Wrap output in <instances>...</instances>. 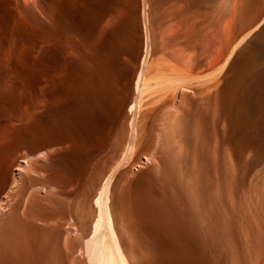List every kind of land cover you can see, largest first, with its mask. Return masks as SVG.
<instances>
[{
    "label": "bare ground",
    "instance_id": "obj_1",
    "mask_svg": "<svg viewBox=\"0 0 264 264\" xmlns=\"http://www.w3.org/2000/svg\"><path fill=\"white\" fill-rule=\"evenodd\" d=\"M213 3L217 5V11L211 10V5ZM6 5L13 14V17L17 16V14L20 15V17L22 15L24 17L22 18L23 20L27 18L28 22L30 21V23H34L36 26L38 25L40 29V33L37 31L38 33H34L31 36L33 37L31 50L34 52V55H38L36 56V62L38 64L33 68L32 80L34 81V87H32L30 93L33 117V122L30 125V136L33 138L37 137L40 130L48 129L55 131L58 134V139L56 141H45L40 145L32 146L30 149L32 151H29L30 153L26 154V156L20 160L23 164L17 165L14 168V174L11 176L9 188L0 200V216L4 215L5 219L2 221V224L0 222V225H2L0 226V264H19L22 257L20 259V254H17L19 252L18 249L21 248L24 252L25 248L22 247L27 248V238L30 237H27V235L34 233V222L43 221L45 223L44 225L48 222L45 220V217L41 216V211L46 210L43 207L46 204L43 206L41 204L40 206V202L43 201H40L42 196L40 198V196H38L40 193L34 190H39L41 187L48 189L49 185L46 184V182L44 183L48 186L42 184L38 185L40 174L44 177L43 168L45 167H43L42 164L36 163V161L39 162L40 160L38 161V159H45L48 156L51 152L48 150L51 144L68 145L70 146L67 158V165L70 168V171H68L71 172L70 174H72L74 178L77 176V173L83 171L81 169L84 168L82 165L85 166L84 162L87 161L88 163L86 159L89 158L90 154L88 153L89 155H87V147L98 151L99 149H103L101 147H104V143L108 136L112 139V142H110L115 147L112 145L113 147L111 148H113L112 150L115 148V151L113 153L110 152L111 150H108L112 155L108 152L106 153L111 156L109 158L111 160L108 159V154H104V156L107 155V157H104L103 160L106 158L111 164L108 165L109 163H107L106 166V161L103 162L97 158L100 157L101 153L99 156H97L98 154H94L97 156L95 161L99 160V162L101 161V163H104V165L100 163L103 166L100 164L97 165V169L100 171L101 167H103V169L107 167L104 172H102L103 169L101 168V178L98 173H96L97 176L95 177L96 174L91 172L96 171L94 169H96L95 167L97 166L94 167V165L99 162L91 161V158L89 161V163H96H91L93 167L90 165V168L94 169H90L89 173L90 175L95 174L94 177L97 182L92 181L96 183H93L95 187L93 188L92 186L91 188L93 189H91V191L87 188L91 193H89L90 196L87 193L84 195L85 197L86 195L89 197H87V199H89L90 202L86 203H89L90 206L93 207V214L91 212V207L89 209V204H87L90 211L86 208V212L88 214L89 211L92 215L90 216L91 218H88L90 221L88 222L86 218H81L84 214L80 217L79 210L78 215L75 216L81 218L82 224H85V226L87 225L86 223H88L89 227H87L88 225L86 226L88 229L83 230L85 227L81 222L79 223V227L81 226L82 228L83 226V228H77L75 226L76 223L75 225L73 224L74 220L68 219L65 215L66 212L63 214L61 212L58 216L55 212H52L54 213V215L52 214L51 216V218L53 217L52 221H55L53 219L57 217V219L60 218L62 220L67 218V222L70 224H65L64 230L59 228L61 226H57L58 222L55 224L56 226L51 225V227H49V224L46 230H42L44 233L46 232V235H44L47 237V239L45 238L46 242L40 239V237H36L40 239L41 243L45 242V244L43 243V245H45L44 247L40 244L42 245L41 251H43V248L44 251L42 252L43 254L40 253V256L42 255V260L40 259L41 261L37 264H55L56 260L54 257L56 255H59L57 256L60 258V262L58 263L61 264H64L63 261H66L65 264L67 262L69 264H133L134 262L131 263V259L134 257L133 255L136 254V250H133L134 252L131 254L132 252L125 248L126 245L124 243L126 242L125 240L128 241V238H124L125 240L123 243L120 233H126L127 237L129 231L131 229H136V226L140 228V230H137L142 232V235L145 234L149 235L147 237L156 238H154V241H157L159 245V251H157L161 252V254L163 253L162 255L166 253L171 255L175 253L176 255L184 254V256L187 255L188 259H190V264H264V130L262 127H256L260 121L256 123V126L253 125L256 129L254 132H251L258 135V140L255 138L257 140V146L255 143L252 145L256 147H254L256 153L254 152L255 155H253L254 158H252L256 163H251L252 165H250V167H252L255 164V167L253 169L251 168L250 173L246 176L244 184L241 185V187H243L239 191L240 193L237 197L234 196L233 191L231 192V190L234 189L233 187H231V190L229 187L228 191L227 185L225 187V182L219 183L218 181V179L220 180L221 174L224 173L223 171L227 170L228 165L226 161H223L225 170L221 168L219 163H212L208 168L210 169L211 175L218 176L216 181L219 184H217L214 189L212 187L209 190L208 186V192L205 191V193L207 192L210 201H217L218 198V203L220 205H229L228 216L223 217L224 219L222 220L221 218L223 215H220L219 212L214 209L213 204L209 206L210 210L208 209L209 211H206V214L208 212L207 215L201 212L203 196H205L204 190L206 189L202 190V188H200V190L199 188H194V185H197L194 183H198L200 181L198 178L202 176L197 169L192 170L190 168L192 172L188 174L189 177H191L192 174H196L194 171L196 170L197 175L200 176L197 178L192 176L195 180L198 179V182H192V178H188L184 181L183 177L185 178L186 176H180L182 172L179 171V167L185 159L183 150L186 152L185 147L187 141H190V139L186 141V138L191 133H188L185 137L184 135L182 136L184 137L183 139H185L184 141L180 138L181 136L179 137L180 140L176 141L179 134H183L182 132L187 134L188 131H185L188 127L190 129V125H192V119L189 116H191L190 113H192L191 111L195 101H198V103L206 101L210 96H216L214 93L217 94L216 92L218 91L222 92L227 90L228 92L226 93L229 95L230 92H232L231 88L236 86L240 87L243 91H241L243 97L240 95L242 97V103L245 105L250 103L253 104V106H257L259 108L258 111L261 110L262 112L263 117L260 118H264V0H7ZM137 5L139 6L138 16ZM211 11L217 12L214 17H211V13H213ZM0 21H2V19ZM42 41H44L43 43L45 46L43 45L44 48L42 47L41 49L39 42ZM40 65L45 67L41 72L38 71ZM249 71L254 73L251 80L242 83L241 77L245 74L248 75ZM238 94L237 92V101H239ZM223 95L225 94L222 92L221 96ZM230 95L228 98H231ZM236 95L234 96L236 97ZM225 97H227V95H225ZM226 99L224 100L225 102ZM237 101L235 100V102ZM50 102H53L55 105L53 110L50 108ZM204 104L207 105L206 103ZM204 104H202V106H204ZM240 105L244 106L241 103ZM240 105L236 106L240 107ZM216 106L215 104V107ZM249 106L247 107L251 109ZM257 107H255L256 112ZM246 108H244L246 110V112L244 111L245 113L249 110ZM251 112L253 111H250V113ZM183 113L190 119V125L188 124L186 129L181 121V119L187 120V118L184 119ZM250 113L244 115L245 118ZM181 114L183 118L181 117L180 119L179 116ZM254 114L255 112L250 115V120L253 119L252 115ZM250 116H248V118ZM255 116L257 117V114ZM152 118L153 120L155 119V125L153 124L155 128L153 126L151 128L149 127L150 123L151 125L153 123V120H151ZM178 119H180L179 122ZM40 121L41 128L38 126V122ZM260 123H262V121ZM247 125L248 124H246V126ZM147 129L148 131L151 129L149 133L154 132V130L155 132L152 133L153 135H148ZM77 130L80 131L78 132L81 133L80 136L82 137L77 135ZM178 130H182V132L180 131L178 133ZM26 135L27 134L22 136L26 137ZM175 136L177 139L174 138ZM151 138H154L155 141L153 143L156 142V145L159 143L160 146H162V144L172 146L174 149L172 150L175 151V153L181 152L179 149L185 146L182 150L183 154L181 153L182 156H184H181L184 158L183 161H181L182 158L180 159L177 155L181 165H178L180 164L179 162L177 164L179 167L174 166L175 168L177 167L175 171L173 170L176 174L174 175L173 173L171 175L170 172L173 171L168 169L169 174L165 175L175 177L179 175L177 177H181L178 181V183H180L179 185L175 184L176 182L174 183V180H178L175 177H172L173 181H170L173 183H170L174 184L175 187L178 185V187L180 186V188L182 187L187 190L186 194L182 188L179 189L184 191L187 195L188 208H179L174 203L173 199H170L164 194L160 188L161 184L158 188L156 187L157 185H154L156 189L160 188V191L156 190L160 195L157 194L158 196L156 195V198H160H158L159 200L156 199L155 206L152 202V205L146 206L144 204L149 202L147 200L151 201L155 197L154 194H156L153 192L154 197L151 196L150 198L147 191H145L146 194L144 193V197L148 195L147 197L149 199L146 197L147 200L142 198V200H146L145 202H142L140 199L142 204L140 203V206H138L140 200L138 199V201V196H135L138 191L134 189L133 193L137 192L135 195H131L132 192L130 191L131 194H129L131 196L128 195V198L129 196L130 198L132 196L136 198L133 199L132 197L131 201L135 200L133 201V205L138 203V205L135 206L140 207V211H142L141 207L144 208V213H141L143 217L141 216L142 219L139 226L138 218L140 215L136 216L133 211L134 209L129 210L127 208L131 211V215L135 214L136 218L135 216L132 217L138 221L136 222L133 220L134 224L137 223L134 228L132 227L134 224L132 225L128 222V219L131 217L130 212L124 209L125 202L128 198L127 196H121V192L125 190L123 187H126L125 184H127L128 180H121L123 177L122 174L125 175V173L120 172L123 170L127 172L129 170V166H127L126 169L124 167H126L129 162L132 165L134 162L131 163V160L134 159H132V157L135 156L134 154H138V152L136 153L137 148L148 140H150L147 142V145H149V142L153 141ZM206 140L207 137L205 141ZM179 141L186 143H181V145L179 143L181 147L176 146V143ZM155 144H151L150 146L154 148L156 147ZM147 145L145 146L147 147ZM15 147L13 149L16 151L19 147L17 146L16 149ZM153 148L151 147L150 150L152 149L151 151H154ZM108 149H110V147ZM166 152V154H163H168V156L172 155V151L171 155L169 154L170 150L169 152L166 150ZM195 153L194 149L193 154ZM187 155H189V153ZM51 156L50 159H53L54 156ZM173 156V158H175V154ZM101 157L103 158V153ZM148 157L149 156L145 155L146 162H149L150 157ZM248 157H250V155ZM171 158L172 157H170V160ZM195 158H188L189 161L186 160L185 162H190L189 164H191L192 162L190 160ZM159 159L163 158L160 157ZM230 159L232 158H229V160ZM76 160H79L81 164ZM167 160H169V158ZM173 160H171V162ZM176 160V162L179 161L178 159ZM165 161L164 158V162ZM192 161L193 164H196L194 160ZM39 163H41V161ZM42 163L45 164L44 162ZM231 163L230 165H232ZM88 164L86 165L87 167L89 166ZM158 164H160V162ZM171 164L168 163L169 167L172 169V165L176 164ZM193 164H191V167L194 166ZM145 165L147 166V164ZM186 166L188 169V163ZM203 168L204 167H200L201 173L205 171ZM130 170L134 172L133 169L130 168ZM130 170L128 171L129 173L131 172ZM163 170L164 168L162 171ZM181 170L184 171L183 169ZM221 170L223 171L220 172ZM118 171L119 175H121L119 179H116L118 175L115 177V174H118ZM229 171L227 170V173ZM133 172H131L132 175L134 174ZM89 173L87 172L88 176ZM207 173H209V171ZM188 174L186 175L188 176ZM94 177L92 178L94 179ZM97 177H99V180ZM115 179L118 180L116 181L117 183L121 181L125 185L119 184V186L121 185L122 191L119 190L120 187L117 188L118 184L115 185ZM45 180L47 179L45 178ZM151 181L152 180H150V182ZM150 182L147 184L148 187ZM40 183H43V181L41 180ZM154 183H156V180L152 182L151 185ZM151 185L150 187H153ZM142 187L144 188V186ZM146 188L147 186L145 185L144 190H147ZM152 189L154 190V188ZM144 190L142 189V194ZM51 192L52 191H50V193ZM79 192L80 194L77 195L82 198L84 195H81V190ZM140 192L139 196L142 197ZM82 193H84L83 189ZM126 193L125 191L124 194L126 195ZM148 193H151V191ZM54 194L55 193H53V195ZM167 194L170 193L167 192ZM74 195H76V193ZM49 196L51 195H48L46 200H51L49 201L51 204L48 203L51 206L54 202L52 203L53 199ZM58 196L59 195H57V197ZM79 197L77 198V208L81 207L84 201L82 199L83 201H80L82 203H79ZM123 197H125L126 200H124ZM214 197H216V200H214ZM71 198H73L72 195L70 196V199ZM65 199L68 201V198ZM46 200L44 199V201ZM62 200L63 199L58 203L63 205L62 207H65L66 205H64V203L66 201L62 202ZM154 200L155 198L153 201ZM171 200H173V202ZM131 201H128L129 208L132 207L129 204ZM54 206L57 208V205H53V207ZM125 206H127V204ZM50 208H48L47 211ZM60 208L56 210H64H60ZM222 209H225L223 211L227 210L225 206H223ZM82 210H84V208H80V212ZM137 210H139V208ZM137 210L136 213L138 212V215L140 211ZM76 211L77 210L74 211L75 215L77 213ZM123 212H128L127 215H124V218L125 216L128 218V221L125 218L127 223L123 219ZM133 212L134 214H132ZM220 213L222 212L220 211ZM42 215L45 216L47 214ZM55 215L56 217H54ZM61 215H64L63 217L65 218L60 217ZM128 215L130 217H128ZM46 219L52 222L50 214L46 216ZM83 219L87 222L84 223ZM129 224L130 226L132 225V228ZM129 227L131 229H129ZM45 228L46 227H44V229ZM36 231L37 228L35 230V235L37 234ZM131 231L134 234V231ZM202 233H205V235L208 234L206 244L209 245V248L214 249V252L218 250L219 256L217 261H210L211 259H207L204 243L202 244L206 236H204L205 238L202 240ZM133 234L131 235L132 240L137 239L135 238L137 236ZM58 236L62 239V248L64 250L63 257H60L62 250L61 253L57 254V248L54 250L55 247L53 242L55 241L53 240L55 238L58 244L56 239ZM72 237H75L76 240ZM147 237H145V239H147ZM36 238H34V240ZM139 238H141V236ZM28 241L30 240L28 239ZM134 243L137 242L134 241ZM131 244L132 243L128 246L130 247ZM142 244H144V242ZM58 245H60V243ZM28 249L33 250L31 246ZM139 249L141 251V249L144 248L142 247ZM173 251L174 253H172ZM23 252H21V254H23ZM26 252L27 251H25V255ZM147 252L145 249L146 255L149 254V252ZM27 254L30 255L31 253L29 254L27 252ZM213 257H215L214 253ZM30 258H32V256ZM62 258H64V260ZM134 258L137 259L138 257L135 256ZM214 259H216V257ZM36 261L37 260H35V262ZM136 261L135 264L137 263Z\"/></svg>",
    "mask_w": 264,
    "mask_h": 264
},
{
    "label": "rangeland",
    "instance_id": "obj_2",
    "mask_svg": "<svg viewBox=\"0 0 264 264\" xmlns=\"http://www.w3.org/2000/svg\"><path fill=\"white\" fill-rule=\"evenodd\" d=\"M6 2H7V0H0V12H1V19H2V21H0V200L2 199V197H3V195L6 193V191L8 190V188H9V182H10V180H11V176L14 174V168H15V166H17V165H22L23 164V162L22 161H20L21 159H23L25 156H26V154H28V153H30L29 151H32V150H30L31 149V147L32 146H34V145H40L41 143H43V142H45V141H56L57 139H58V134L55 132V131H53V130H48V129H42V130H40V133L38 134V136L37 137H32V136H30L31 135V129H30V125L32 124V122H33V117H32V108H31V89H32V87H34L33 85H34V81L32 80V76H33V68L34 67H36V65L38 64L37 62H36V56H38V55H34V52L31 50L32 49V45H31V43H32V39H33V37H31L32 36V34H34V33H40V29H39V26L37 25L36 26V24H34V23H30V21L28 22V19L26 18V20H23L22 18H24L22 15H21V17H20V15H18L17 14V16H15V17H13V14L11 13V11L7 8V5H6ZM215 3H213L212 5H211V10H216L217 11V9H218V7H217V5H214ZM139 6L137 5V16H138V14H139V8H138ZM214 8V9H213ZM8 10V11H7ZM211 12H213V13H211V17H214L215 16V14L217 13H215L214 11H211ZM213 14V15H212ZM0 19V20H1ZM13 20V21H12ZM23 21V22H22ZM25 21H27V22H25ZM9 22V23H8ZM28 24V25H27ZM27 28H26V27ZM36 26V27H35ZM41 27H43V26H41ZM139 29H140V20H139ZM30 31V32H29ZM33 33H32V32ZM38 31V32H37ZM31 33V34H30ZM44 41H42V42H39L40 44L39 45H41V49H42V47L44 48V43H43ZM44 45V46H43ZM38 67V66H37ZM37 69V68H36ZM45 69V67L43 66V65H40L39 66V68H38V71L39 72H41L42 70H44ZM253 72H251V71H249V73H248V75L247 74H245L244 76H242L241 77V82L242 83H245V81H249V80H251V77L253 76ZM5 82H7V83H5ZM11 83V84H10ZM8 85V86H7ZM11 85V86H10ZM21 85V86H20ZM4 86H7V87H4ZM10 86V87H9ZM232 89V92H230V96H231V98H228L229 97V95H228V93H226V92H228L227 90L225 91V93H224V91H222L223 92V94H225V95H227V97H225V95H223V96H221V94H222V92H216L217 94H215L214 93V95H216V96H210V98H208V99H206V101H203V102H199L198 103V101H195L194 102V105H193V108H192V113H190V115L191 116H189L192 120H191V124L192 125H190V119H189V117L187 118L186 116H185V114H184V119H186L187 118V120H183V119H181V117L183 118V115L181 114L179 117H180V119H181V121H182V124L184 125V127H185V129L187 128V126H188V124L191 126L190 127V129H191V132H190V129H189V127H188V129L185 131V132H187V134H184V132H182V130H180L183 134H179V136H178V139H177V134L175 133V137L174 138H176L175 140L176 141H178V140H180L179 139V137L180 138H184L185 136H187L188 135V133H191V134H189L188 136H187V138H186V141L188 140V139H190V141L188 142L187 141V144H186V147L187 148H189V149H187L185 146H183V147H181L180 145H181V143L182 142H177L176 143V146H180L182 149H179V151H181V152H179V153H175V151H173L174 149L172 148V146H168V145H164V144H162V146H160V144L159 143H157V145L155 144V143H153L155 140H154V138H151V140H153L152 142H149V145H147L148 143V141H150V140H148V141H146V143L144 142L143 144H141L138 148H137V150H136V153L138 152V154H134L135 156H133L132 157V159L133 160H131V163L134 161H136L140 156H145V155H147V156H149L150 157V159H149V162H147L146 164H147V166L146 165H143V166H141V167H139V168H137L136 169V171L134 170V172L132 171V170H130V162H129V164L128 165H126V167H124L125 169L127 168V166H129V170L131 171V172H133L134 174L132 175V173L130 172H125L124 170L123 171H121L120 173H125V175L127 176H125L124 174H122V178H121V180L122 179H125V180H128V182H127V184L128 183H130V184H125L126 185V187H123L124 189V191L123 192H121L122 193V195L121 196H127V198H128V195H130L131 193H130V191L132 192V194L131 195H135V193L138 191V193L135 195L136 197H137V200L139 199H141L142 200V198L143 199H149L147 196L149 195L150 196V198H151V196L152 197H154L155 198V202L153 201V199L150 201V200H147V201H149L148 203L146 202V203H144L146 206H148V205H150L151 204V202H152V204H154V206L156 205V201L157 200H159L158 198H160V197H158V198H156V195L158 194V192H156V190L158 191L160 188H161V190L164 192V194L165 195H167V197H169L170 199H173L174 200V203L179 207V208H182V209H187L188 208V203H187V190L186 189H183L182 187V190H184L185 192H186V194H185V192L184 191H182V190H179V189H181L180 188V186L178 187V185L180 184V183H178V181H179V179H181V177H183V175L184 176H186L185 178L183 177V179H184V181L185 180H187L188 178H192L191 180H192V182H198V179L201 181H199L198 183H194V184H197V185H194V188H202V190H204V189H206V190H204V193H205V191H207L208 192V190L210 189V188H212L213 187V189L216 187V185L217 184H219V183H221V182H225L224 184H225V187H226V185H227V188H228V191H229V187H230V190L232 189L231 187H233L234 189H232L231 190V192L233 191L234 192V196H238V194L240 193L239 191L242 189V187H241V185H243L244 184V180H245V178H246V176L250 173V170H251V168L253 169L255 166V164L252 166V167H250V165H252L251 163H256L255 161H253L252 160V158H254V156L253 155H255L254 154V147L255 146H252V145H254L253 143H255L256 144V146H257V140H258V135H255L256 133H251V132H254V130L256 129L254 126H256L257 124V122H261L262 121V123H258V125L256 126V127H258V128H261L262 127V129L264 130V118H260V117H263L262 116V112H261V110L260 111H258L259 110V108L257 107V106H253V104H250V106H249V104L247 105H245L244 103H242V97H243V94L241 95V91H242V89L240 88V87H233V88H231ZM228 90H230V89H228ZM237 92L239 93L238 95H239V101H237L238 100V98H237ZM243 92V91H242ZM234 95H236V97L234 96ZM242 97H241V96ZM233 96H234V98H233ZM216 97V98H215ZM218 97V98H217ZM224 98V99H223ZM227 98V99H226ZM237 98V99H236ZM226 99V102L224 101ZM229 99V100H228ZM241 99V100H240ZM235 100L237 101V102H235ZM214 101H216V102H214ZM232 101V102H231ZM204 103H206L207 105H205ZM218 103H219V105H218ZM240 103L241 104H243L244 106H242V105H240ZM202 104H204V106H202ZM215 104L217 105L216 107H215ZM211 105V106H210ZM238 105H240V107H237ZM197 106V107H196ZM200 106V107H199ZM247 106H249L251 109H249ZM248 108L249 110H247V113H245L246 112V110L244 109V108ZM252 107H253V109H252ZM255 107H257V112H256V109H255ZM50 108L53 110L54 108H55V105H54V103L53 102H50ZM197 108V109H196ZM204 108V109H203ZM208 108V109H207ZM238 108H240V109H238ZM246 108V109H247ZM245 111V112H244ZM249 111V112H248ZM250 111H253V112H251L250 113ZM198 112V113H197ZM241 112H242V114H243V112H244V114L242 115L241 114ZM255 112V114L254 115H252L253 116V119L252 120H250V118H251V114H253ZM202 115H201V114ZM248 113H250L249 115H247L246 116V118H245V116L244 115H246V114H248ZM13 116H12V115ZM193 114V115H192ZM257 114V117L255 116ZM193 116V117H192ZM248 116H250L249 118H248ZM236 117V118H235ZM254 117H256V118H254ZM6 119V120H5ZM180 119H178V122H179V120ZM247 119V120H246ZM257 119H258V121H257ZM260 119H262V120H260ZM151 120H153V118L151 119ZM224 120V121H223ZM246 120V121H245ZM155 119L152 121L153 123H152V125H151V123H150V125H149V127L151 128L152 126H153V124L155 125ZM181 121H180V123H181ZM184 122V123H183ZM225 123V124H224ZM224 124V125H223ZM246 124H248L247 126H246ZM197 125V126H196ZM226 125V126H225ZM254 125V126H253ZM38 126L41 128L42 126H41V121L40 122H38ZM154 128H155V126H153ZM192 127H193V130H192ZM184 129V130H185ZM217 130V131H216ZM233 130V131H232ZM79 130H77L76 132H77V135L78 136H80V134L81 133H79L78 132ZM147 131H148V129H147ZM149 131H151V129H149ZM149 131L147 132V133H149ZM152 131H153V129H152ZM179 130L177 131L178 133L180 132ZM193 131V132H192ZM246 131V132H245ZM154 132H155V130H154ZM154 132H152V133H154ZM79 133V134H78ZM151 132L148 134V135H150V134H152ZM197 133V134H196ZM25 134H27L26 135V137H23L22 135H25ZM249 134V135H248ZM76 135V136H77ZM153 135V134H152ZM152 135H151V137H152ZM184 135V137H182ZM191 135V136H190ZM202 136V137H201ZM204 136V137H203ZM217 136V137H216ZM225 136V137H224ZM227 136V137H226ZM256 136V137H255ZM28 137V138H27ZM80 137H82V136H80ZM206 137H207V140L205 141V139H206ZM150 138V137H149ZM148 138V139H149ZM216 138V139H215ZM227 138V139H226ZM257 140H256V139ZM224 139V140H223ZM253 139V140H252ZM185 139H183L182 141H184ZM253 142H252V141ZM254 140H255V142H254ZM112 142V139H111V137L110 136H108V138L106 139V142L104 143V147H101V148H103V149H99V151L98 150H95V149H91V148H89V147H87V155H97V156H99V154H100V157H97V156H90L89 155V158L88 159H86V160H88V163H89V161H90V158H91V161H95V158L97 157V158H99V160H102L103 162H105L106 161V166H107V163H109V160H111V159H109L111 156L109 155V154H111L110 152H113L114 153V151H115V148H114V150H112L113 148H111V147H113L114 145L111 143ZM203 141V142H202ZM224 142V143H223ZM231 142V143H230ZM110 143H111V146H110ZM179 143H180V145H179ZM183 143H186V142H183ZM182 143V144H183ZM214 143H216V144H214ZM20 144V145H19ZM147 145V147L145 146V145ZM151 144H155L156 145V147H154L153 148V146H150ZM199 144H200V146H199ZM224 144V145H223ZM229 144H230V146H229ZM113 145V146H112ZM163 145H164V147H163ZM185 145V144H184ZM19 147L16 151L13 149L14 147ZM158 146V147H157ZM166 146H168V147H166ZM208 146V147H207ZM213 146V147H212ZM235 146V147H234ZM16 147H15V149H16ZM110 147V149H108ZM115 147V146H114ZM146 147V148H145ZM152 147L153 149H154V151H151L150 150V148ZM159 147H160V150H159ZM184 147H185V150H186V152L183 150L184 149ZM191 147V148H190ZM224 147V148H223ZM251 147V148H250ZM156 148H157V150H156ZM161 148H164V149H166V150H168V152H169V150H170V155H171V151H172V155L171 156H168V154L167 155H164L163 153H167L166 152V150H164V149H161ZM179 148V147H178ZM210 148V149H209ZM253 148V149H252ZM256 148V147H255ZM143 149H145V150H143ZM149 149V150H148ZM173 149V150H172ZM194 149H195V154H193L194 153ZM205 149V150H204ZM48 150H50L51 152L48 154V156L45 158V159H38V161L40 160L41 161V163H39V162H37L36 160V163H38V164H42L43 165V167H45V168H43L44 169V173H43V175H44V177L42 176V174H40V180H39V183L38 182H36V183H38V185H46V184H48V185H46V186H48L49 188L48 189H45V188H39V190L38 189H36V190H34L35 192H39L40 194H38V196H40V198H41V196H42V198H41V200L40 201H42V202H40V206H41V204H42V206L44 205V204H46L45 206H43L44 207V209H46V210H43V211H41V216H43V217H45V220L46 221H48L47 223H46V225H44L45 223L43 222V221H35L34 223V227H33V232H31V233H33V234H31V235H27V237L28 236H30L29 238H27V248L26 247H22V248H25L24 250L25 251H27L30 255H28L27 254V252H26V255H25V251L23 252V250L21 249V248H19L18 250H19V252L17 253L18 255L20 254V256H19V258L21 259V257H22V259H21V261H19V264L21 263V264H23V261H24V259H25V261H24V264H37V263H39V261H41L42 259V255L40 256V253L41 254H43L42 252L44 251V248H43V251H41V248H42V245H43V243L45 244V242H46V240H45V238L47 239V237L46 236H44V235H46L43 231L44 230H46L47 229V226L49 225V227H51V225L52 226H56L55 224H57V222H58V227L59 226H61V227H59L61 230H64L65 229V226L69 223V222H67L68 220H67V218L66 219H63V220H66V221H63L62 219H57V218H55V219H53V220H55V221H52V218H51V216H52V214L54 215V213H52V212H55V214L58 216V214H61V212H62V214L63 213H65L66 212V216L68 217V219H71L72 221H73V224L75 225V223H76V227L77 228H81V226L79 227V223L81 222V224H82V221H81V218H86V220L89 222L90 220L88 219V218H91L90 216H92L91 215V213L89 212L90 210V204L89 203H86V202H90L89 201V199H87V195H86V197H85V195L84 194H88L89 196H90V192H89V189H90V191H91V189H93L94 187H95V185H93V183L95 184L96 182H97V180H96V176H97V174L96 173H98V175H99V177H100V172H101V170L103 169V167H101L100 168V166H99V168H100V171H99V169H97L98 168V166L97 165H99L100 163H101V161L99 162V160H96V161H98L97 163L98 164H96L95 162H90L89 164L87 163V161H85L84 163H85V166H83L82 165V167H84L83 169H81V170H83L81 173H77L76 175L77 176H75L74 178H75V180H74V178H73V176H72V174H70L71 172H69L70 170V168L68 167V165H67V158H68V152L70 151V146H68V145H58V144H51V146L49 147V149ZM108 150H111L110 152H108ZM165 152H164V151ZM182 150H183V152H184V154H183V152H182ZM187 150H189V151H187ZM193 150V151H192ZM208 150V151H207ZM212 150V151H211ZM213 150H214V152H213ZM256 150V149H255ZM140 151V152H139ZM141 151H143V152H141ZM151 151V152H150ZM163 151V152H162ZM204 151V152H203ZM242 151H243V153H242ZM106 152H108V153H106ZM145 152V153H144ZM157 152H158V156H160V155H162V156H160V157H162L163 159H159L160 157H158L157 156ZM216 152V153H215ZM89 153V154H88ZM102 153H103V158L101 157L102 156ZM152 153V154H151ZM183 155H185V159L184 158H182V157H184V156H182V154ZM189 153V155H187V154ZM218 153V154H217ZM256 153V152H255ZM104 154H108L109 155V157H108V161L106 160V158H105V160H103L104 159V157H107V155L106 156H104ZM148 154H151V155H148ZM175 154V158H173L174 155ZM181 154V155H180ZM193 154V155H192ZM203 154V155H202ZM51 157H53L54 156V158L53 159H50V156ZM112 155V154H111ZM153 155V156H152ZM180 157V159H181V161H183V159H184V161H183V163H182V165H181V162H180V159H179V157ZM187 155V156H186ZM250 155V157H248ZM151 156H152V158H154V159H152L151 158ZM182 156V157H181ZM188 156H190V157H188ZM195 156H196V158H195ZM199 156V157H198ZM214 156V157H213ZM228 156H229V158H232V159H230L229 160V158H228ZM88 157V156H87ZM138 157V158H137ZM148 157V158H149ZM157 157H158V159H157ZM170 157H172L171 158V160H173L172 162H171V160H170ZM195 158V159H192V160H194V163H196V164H193V161L192 160H190L192 163L191 164H193L194 166H192L191 167V164H189L190 162H187L188 163V169H187V166H186V160L187 161H189L188 160V158ZM198 157V158H197ZM200 157H201V159H200ZM206 157V158H205ZM93 158V159H92ZM101 158V159H100ZM164 158H165V162H164ZM169 158V160H167ZM204 158V159H203ZM216 158V159H215ZM236 158V159H235ZM176 159H178L179 161L178 162H176L177 160ZM218 159V160H217ZM248 159V160H247ZM157 160V161H156ZM161 160H163V161H161ZM202 160V161H201ZM204 160V161H203ZM65 161V162H64ZM77 161V160H76ZM75 161V162H76ZM169 161V162H168ZM216 161V162H215ZM226 161V163H227V165L229 166V169H228V166H227V170L229 171L228 173H227V170L226 171H223V170H221L220 172H224V173H222L221 174V177H220V180L217 178L218 176H215V175H211L210 174V169H208L209 168V166H211L212 165V163H219V165L221 166V168L222 169H224L225 167H224V162ZM228 161H230V162H228ZM42 162H44L45 164H43ZM79 164H81L80 162H79V160L77 161ZM102 162V163H103ZM160 162V164H158ZM163 162V163H162ZM172 164H176V165H172ZM180 162V164H178ZM232 162V163H231ZM91 163H94V164H96V165H94V167L95 166H97V167H95L96 169H94V168H90V165L92 166L93 164H91ZM101 163V164H102ZM168 163L169 164H171L172 165V169H171V167H169V165H168ZM230 163L232 164V165H230ZM89 165L88 167L86 166V165ZM100 164V165H101ZM111 164V162L108 164V165H110ZM181 165L180 167L178 166V165ZM103 165H104V163H103ZM103 165H101V166H103ZM151 165V166H150ZM162 165H163V167H162ZM196 165V166H195ZM200 165H202V166H200ZM207 165V166H206ZM235 165V166H234ZM156 166V167H155ZM162 168H161V167ZM174 166H178L179 167V171L180 172H182V175L180 174V176L181 177H177V176H179V175H177L176 177L175 176H170V175H165V174H169L168 172V169L169 170H174L175 171V169H177V167L175 168ZM185 166V167H184ZM223 166V167H222ZM233 166V167H232ZM93 167V166H92ZM105 167V166H104ZM109 167V166H108ZM169 167V168H168ZM194 167H196V168H194ZM200 167L202 168V167H204L203 169H205V171H203V169H202V173H201V169H200ZM88 170H87V169ZM164 168V170L162 171V169ZM193 170V169H197V171L199 172V174H201L202 176H200V175H197V171L196 170H194L195 172H196V174L194 173V174H192L193 176H194V178L196 177H199L198 179H194L193 178V176L191 175V177H189V174L188 173H191L192 171H190L191 169ZM220 168V169H221ZM90 169L92 170V169H94V170H96V171H91L92 173L94 172L95 174H91L90 175ZM107 169V167H105L103 170H102V172H104V170H106ZM166 169V170H165ZM181 169H183L184 171H182ZM234 169V170H233ZM69 170V171H68ZM99 172H98V171ZM121 170V169H120ZM189 172H188V171ZM212 170V169H211ZM225 170V169H224ZM174 171L173 172H170V174L172 175L173 173H174ZM209 171V173H207ZM213 171V170H212ZM212 171H211V173H212ZM87 172L89 173V176H88V174H87ZM183 172H184V174H183ZM214 172V171H213ZM233 172V173H232ZM127 173H129V174H127ZM86 174V175H85ZM131 174V175H130ZM176 173H174V175H175ZM178 174V173H177ZM186 174H188V176L186 175ZM225 174V175H224ZM94 175H95V177H94ZM102 175V174H101ZM118 175V177L116 178V179H119V176L121 175H119V171H118V174H115V177ZM130 177H129V176ZM196 175V176H195ZM87 176V177H86ZM125 176V177H124ZM206 176H208V177H206ZM211 176V177H210ZM213 176V177H212ZM220 176V175H219ZM230 176H232V177H230ZM89 177V178H88ZM91 177V178H90ZM92 177H94V179L92 178ZM99 177H97V179L99 180ZM114 177V178H115ZM172 177H175V178H177L178 180L176 181V180H174V183L175 184H178V185H176V187L174 186V184H171L170 182H172L173 181V178ZM45 178L47 179V180H45ZM54 178V179H53ZM101 178V177H100ZM128 178V179H127ZM152 178V179H151ZM156 178V179H155ZM169 178V179H168ZM172 178V179H171ZM225 178V179H224ZM230 179V181H229V179ZM232 178V179H231ZM114 180V182H116V181H118V180ZM156 180V183H154L153 185H151L152 184V182H155V180ZM183 179H182V181H183ZM218 179V181H219V183H217V180ZM41 180L43 181V183H40L41 182ZM91 180V181H90ZM130 180V181H129ZM150 180H152L151 182H150ZM170 180H172V181H170ZM207 180V181H206ZM55 181V182H54ZM92 181H96V182H92ZM150 182V185L151 186H153V187H150V185H149V187H148V185L147 184H149V182ZM44 182H46V184L44 183ZM91 182H92V185H91ZM55 183V184H54ZM121 183V185H123V186H125L124 184H123V182H121V181H119V183H115V185L116 184H118L117 185V188H119L120 187V191H122V189H121V185L119 186V184ZM146 183V184H145ZM168 183H169V185H168ZM173 183V182H172ZM205 183H206V185H205ZM212 183V184H211ZM241 183V184H240ZM160 184H161V187L159 188V189H156V187L158 188L159 186H160ZM240 184V185H239ZM131 185V186H130ZM145 185L147 186V190H144L145 189ZM154 185L156 186V187H154ZM165 187H163V186ZM172 185V186H171ZM193 185V184H192ZM231 185H233V186H231ZM88 186V187H87ZM93 186V188H91ZM142 187V186H144V188L142 187V188H140V187ZM196 186V187H195ZM199 186V187H198ZM206 186V187H205ZM208 186H209V188H208ZM130 187V188H129ZM139 187V188H138ZM87 188H89V189H87ZM128 188H129V190H128ZM152 188H154V190L152 189ZM162 188H164V189H162ZM173 188V189H172ZM207 188H208V190H207ZM227 188H226V190H227ZM239 188V189H238ZM44 189H45V191H44ZM82 189H83V192L84 193H82ZM136 190L137 189V191L135 192V193H133L134 191L133 190ZM142 189L144 190L143 191V194H142ZM149 189H150V191H151V193H148V192H150L149 191ZM165 189H167V190H165ZM171 189V190H170ZM55 190V191H54ZM81 190V195L83 196L82 198L81 197H79L78 195L80 194V191ZM141 192H140V191ZM165 190V191H164ZM176 190V191H175ZM201 190V189H200ZM245 190V189H244ZM49 191V192H48ZM50 191H52L51 193H50ZM125 191L127 192L126 193V195L124 194L125 193ZM129 191V192H128ZM145 191H147V196H145L144 197V195L146 194V192ZM160 191V190H159ZM171 191H172V193H171ZM59 192V193H58ZM73 192H74V194L76 193V195H74L73 194ZM139 192L141 193V196L142 197H140L139 196ZM153 192H155L156 194H154V196H153ZM167 192L168 193H170V194H167ZM182 192V193H181ZM207 192L205 193V196H203V203H202V207H201V212H203L204 214H206V211H209L210 209V207L209 206H211V204H213V207H214V209L215 210H217V212H219V214L220 215H223L222 216V218H221V220L222 219H224L223 217H226V216H228L227 214H228V210H229V205L228 204H219L218 203V198H217V201H213L212 202V200L210 201V198L208 197V194H207ZM238 192V193H237ZM45 193V194H44ZM53 193H55V194H57V195H59L58 197H57V195H53ZM90 193V194H89ZM130 193V194H129ZM145 193V194H144ZM78 194V195H77ZM150 194H152V195H150ZM178 194V195H177ZM185 194V195H184ZM44 195H46V196H44ZM48 195H51V196H49L51 199H53V201H52V203L54 202V204L53 205H57V208H60V207H62L63 205H61L60 203H58V202H61L60 200L61 199H63L62 200V202H64V201H66L65 203H64V205H66L65 207H62V208H60V210L61 209H64L63 211L61 210V211H58V210H56L57 208H55L56 206H54L53 207V205H49V204H51L49 201H51V200H46L47 199V196ZM72 195V197L74 198H71L70 199V196ZM74 195V196H73ZM80 195V196H81ZM130 195V196H131ZM159 195V194H158ZM157 195V196H158ZM169 195V196H168ZM231 195H232V193H231ZM54 196V197H53ZM62 196V197H61ZM67 196V197H66ZM79 197V199L80 200H78V202L79 203H82V202H80L82 199L84 200H82L83 201V203L81 204L82 206L81 207H79V208H77V206H76V204H77V198ZM130 196H129V198H130ZM160 196V195H159ZM175 196H176V198H175ZM46 197V198H45ZM48 197V198H49ZM53 197V198H52ZM76 197V198H75ZM125 197H123V199L124 200H126L125 199ZM133 197V196H132ZM132 197L130 198V200H129V198L127 199L128 201H131L132 200ZM65 198H68V201H67V199H65ZM85 198H86V201H85ZM89 198V197H88ZM135 197H133V199H134ZM184 199V200H182V199ZM201 198V197H200ZM215 199L214 200H216V197H214ZM234 198V197H233ZM44 199L46 200V201H44ZM65 199V200H64ZM136 199V198H135ZM157 199V200H156ZM205 199V200H204ZM56 200H57V203H56ZM123 200V201H124ZM126 200V202H125V205L127 204V206H125L124 205V203L122 202V204L124 205V209H134L133 211L135 212V214H136V216H139L140 215V217L138 218L139 219V222L137 221V219H135L136 218V216H135V214H134V212L132 213V214H134V215H131V211H129L128 209L126 210V211H129L130 212V216L128 215V217H130L129 219L125 216V218H126V220L129 222V223H131L132 225L134 224V221H136V222H138V226H139V224H140V222H141V216H142V214L144 213L143 212V207H141L142 208V211H140V207H138V206H140V203H141V200L139 201V205H138V203L137 204H134L133 205V201H135V200H133V201H131V202H129V204H130V206H134L133 208L132 207H130L129 208V206H128V201ZM146 200H142V202L144 201H146ZM173 200H171L172 202H173ZM186 200V201H185ZM73 201V202H72ZM138 201H136V202H138ZM181 201V202H180ZM185 201V202H184ZM136 202H134V203H136ZM184 202V203H183ZM209 202V203H208ZM214 202H216V203H214ZM49 203V204H48ZM71 203H72V205H71ZM85 203H86V205H85ZM63 204V203H62ZM75 206H74V205ZM87 204H89V209H88V207H87ZM142 204V203H141ZM151 204V205H152ZM206 204V205H205ZM217 204V205H216ZM78 205V204H77ZM80 205V204H79ZM135 205H138L137 207L139 208V210H137L138 208L135 206ZM70 206V207H69ZM75 208H73V207ZM85 206V207H84ZM143 206V205H142ZM185 206V207H184ZM223 206H225L226 207V211H223V210H225V209H222L223 208ZM51 207V208H50ZM135 207H136V209H135ZM48 208H50L48 211H47V209ZM53 208V209H52ZM77 208V209H76ZM80 208H84V210H82L81 212H80ZM86 208L89 210L88 211V214H87V210H86ZM146 208V207H145ZM56 211H55V210ZM69 209V210H68ZM206 209V210H205ZM209 209V210H208ZM67 210V211H66ZM75 210H77L75 213H76V215L74 214V211ZM78 210H79V215H80V217L82 216V214H84L81 218H79V217H75V216H77L78 215ZM91 212H92V214H93V207H91ZM136 210L137 211H140V213L137 215V213H136ZM51 211V212H50ZM124 211V210H123ZM220 211L223 213H220ZM43 212V213H42ZM50 212V213H49ZM56 212H58V213H56ZM50 214V219H51V221L53 222H50V220L49 219H46V216L48 215L49 216V214ZM124 213V212H123ZM128 213V212H127ZM127 213L125 212L124 214H123V219L125 220V218H124V215H127ZM142 213V214H141ZM42 214H47V215H42ZM87 214V215H86ZM207 214H208V212H207ZM206 214V215H207ZM56 215L54 216V217H56ZM86 215V216H85ZM225 215V216H224ZM64 215H61L60 217H63ZM70 216V217H69ZM132 216H135V218H133ZM72 217V218H71ZM74 217V218H73ZM143 217V216H142ZM63 218H65V217H63ZM76 218H78V219H76ZM77 220V222H76V220ZM131 219V220H130ZM5 219H4V215H1L0 216V222H1V224L3 223L2 221H4ZM62 220V221H61ZM126 220H125V222H126ZM134 220V221H133ZM83 221H84V219H83ZM87 221H84V223H86ZM131 221V222H130ZM41 222H43V223H41ZM55 222V223H54ZM62 222V223H61ZM133 222V223H132ZM64 223V224H63ZM127 223V222H126ZM37 224V225H36ZM40 224V225H39ZM66 224V225H65ZM70 224V223H69ZM80 224V225H81ZM87 225H88V223H86ZM136 225H137V223H135ZM134 224V226H132V227H134L135 228V225ZM85 228L83 229V230H87L88 228L87 227H89V225L86 227L85 226V224H82ZM0 226H2V225H0ZM83 226H82V228H83ZM129 226H130V224H129ZM130 226V227H131ZM44 227H46L45 229H44ZM48 227V228H49ZM63 227V228H62ZM129 227V229H131ZM36 228H37V231H36V233L38 234H36L35 235V230H36ZM42 228V229H41ZM81 228V229H82ZM137 229H139L140 230V228H138L137 226H136V229H131V230H133L134 231V234H133V232L130 230L129 231V233H128V236H130V237H126V233H120V235H122V242L125 240L124 238H128V241L127 240H125L126 242L123 244L124 246H125V248H127L130 252H132L131 254H133V252L135 251L136 252V254L135 255H133L134 257L135 256H137L138 258L136 259V258H132L131 260V263L132 262H134L133 264H135V261L137 262L136 264H190V259H188V257H187V255L186 256H184V254H177L176 255V253L175 254H173V255H171V254H164V255H162L161 254V252H158L159 250H158V242L156 241H154V238H151V237H147V236H149V235H145L144 233V235H142V232H139ZM43 230V231H42ZM136 231V232H135ZM142 231V230H141ZM134 235V236H137V237H135V238H137V239H133L132 240V234ZM41 233V234H40ZM44 233V234H43ZM135 233H137V234H135ZM42 234H43V236H42ZM63 234H65V233H63ZM62 234V235H63ZM32 235H33V237H32ZM208 235V234H207ZM207 235H205V233H202V240H203V238H205L204 236H206V238H205V240H204V242H202V244L204 243V246H205V253H206V256H207V259L208 260H210V261H217V259H218V250H216L215 252H214V249H211V248H209V245L208 244H206L207 243ZM43 238H42V237ZM141 236V238H139ZM32 237V238H31ZM36 237H40V239H43L45 242H43V243H41V241H40V239L39 238H36ZM59 237V236H58ZM56 238L57 239V242H58V244L60 243V245H58L57 243H56V240H55V238H54V240L53 241H55V242H53L54 243V247H55V249L54 250H56V248H57V251H56V254L57 253H61V250H62V256L60 255V257H63L64 256V250H63V248H62V239H61V237H59L60 238V240H59V238ZM71 237V236H70ZM145 237H147V239H145ZM34 238H36L35 240H34ZM74 240H76L75 239V237H72ZM130 238V239H129ZM134 238V237H133ZM149 238V239H148ZM28 239L30 240V241H28ZM32 239V240H31ZM39 239V240H38ZM156 239V238H155ZM34 240V241H33ZM59 240V241H58ZM129 240H131V241H129ZM138 240V241H137ZM149 240V241H148ZM133 241V242H132ZM134 241H136L137 243H134ZM142 241V242H141ZM206 241V242H205ZM29 242H30V244H29ZM33 242V243H32ZM40 242V243H39ZM128 242H129V244L130 243H132L131 244V246L129 247L128 245ZM138 242H139V244H138ZM144 242V244H142ZM55 243H56V246H55ZM127 243V244H126ZM40 244H42V245H40ZM141 244V245H140ZM31 246V248L33 249V250H29L28 248ZM137 245H139V246H137ZM29 246V247H28ZM45 245H43V247H44ZM79 246V245H78ZM136 248V246H137V248L135 249L134 247ZM129 247V248H128ZM133 247V248H132ZM144 248V249H141V251H140V249L139 248ZM60 248V249H59ZM22 251H21V250ZM27 249V250H26ZM145 249H146V252L148 251L149 252V254H145ZM211 249V250H210ZM39 250V251H38ZM53 250V251H54ZM134 250V251H133ZM158 250V251H157ZM212 251V252H211ZM21 252H23V254H21ZM143 252V253H142ZM147 252V253H148ZM210 252V253H209ZM169 253V252H168ZM170 253H171V251H170ZM172 253H174V251L172 252ZM213 253H214V256L216 257V259H214L215 257H213ZM52 254H53V252H52ZM212 254V255H211ZM21 255H24L25 256V258H24V256H21ZM54 255H55V253H54ZM28 256H29V258H28ZM32 256V258H30ZM57 256H59V255H56L54 258H55V260H56V262H55V264L57 263V264H61V263H58V262H60V258L59 257H57ZM143 256V257H142ZM210 256V257H209ZM24 258V259H23ZM58 258V259H57ZM151 258V259H150ZM19 259V260H20ZM26 259H28L29 261H31V262H29L28 260H26ZM30 259H32V260H30ZM37 260L36 262H35V260ZM41 259V260H40ZM63 260H64V258H62ZM136 259V260H135ZM59 260V261H58ZM135 260V261H134ZM28 261V262H27ZM62 261V260H61ZM149 261H151V262H149ZM26 262V263H25ZM64 262V264H65V262L66 261H63ZM68 263V262H67ZM66 263V264H67ZM69 264V263H68Z\"/></svg>",
    "mask_w": 264,
    "mask_h": 264
},
{
    "label": "built area",
    "instance_id": "obj_3",
    "mask_svg": "<svg viewBox=\"0 0 264 264\" xmlns=\"http://www.w3.org/2000/svg\"><path fill=\"white\" fill-rule=\"evenodd\" d=\"M146 163H147L146 158L143 155V156H140L135 162H133L130 167H131V169L136 170L137 168L145 165Z\"/></svg>",
    "mask_w": 264,
    "mask_h": 264
}]
</instances>
